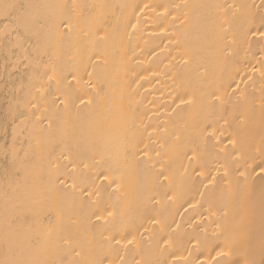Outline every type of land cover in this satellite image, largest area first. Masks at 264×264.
<instances>
[{
  "label": "bare ground",
  "instance_id": "1",
  "mask_svg": "<svg viewBox=\"0 0 264 264\" xmlns=\"http://www.w3.org/2000/svg\"><path fill=\"white\" fill-rule=\"evenodd\" d=\"M0 264H264V0H0Z\"/></svg>",
  "mask_w": 264,
  "mask_h": 264
}]
</instances>
